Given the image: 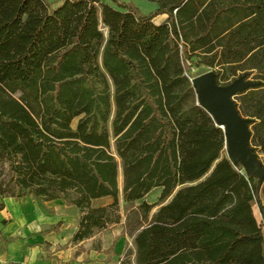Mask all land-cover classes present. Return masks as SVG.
<instances>
[{"label": "trees", "instance_id": "trees-1", "mask_svg": "<svg viewBox=\"0 0 264 264\" xmlns=\"http://www.w3.org/2000/svg\"><path fill=\"white\" fill-rule=\"evenodd\" d=\"M111 1L0 0V195L75 206L74 243L141 201L121 264H264V178L223 155L191 75L256 83L234 100L264 155V0Z\"/></svg>", "mask_w": 264, "mask_h": 264}, {"label": "crops", "instance_id": "crops-1", "mask_svg": "<svg viewBox=\"0 0 264 264\" xmlns=\"http://www.w3.org/2000/svg\"><path fill=\"white\" fill-rule=\"evenodd\" d=\"M110 202L108 197L95 201L97 206ZM0 203L4 204L0 212V264H121L127 244L135 251L134 236L124 231L125 226L112 231L115 242L111 256L105 253L109 241L97 236L102 231L92 238L72 242L80 213L78 208L61 200L47 202L49 210L31 197L16 200L0 195ZM119 224L124 225L125 221L122 219L108 229ZM97 237L102 239L100 245L84 250V243Z\"/></svg>", "mask_w": 264, "mask_h": 264}, {"label": "water", "instance_id": "water-1", "mask_svg": "<svg viewBox=\"0 0 264 264\" xmlns=\"http://www.w3.org/2000/svg\"><path fill=\"white\" fill-rule=\"evenodd\" d=\"M198 104L203 106L225 131L230 158L235 165L244 163L248 176H257L260 181L264 178V168L258 154L250 145L251 120L244 118L236 105L234 96L254 82L245 81L240 77L229 85H219L214 71H208L192 79ZM242 162V163H241Z\"/></svg>", "mask_w": 264, "mask_h": 264}, {"label": "rangeland", "instance_id": "rangeland-1", "mask_svg": "<svg viewBox=\"0 0 264 264\" xmlns=\"http://www.w3.org/2000/svg\"><path fill=\"white\" fill-rule=\"evenodd\" d=\"M49 1L53 3L56 0H49ZM105 1L108 4L115 6L111 0H105ZM122 1L134 3L144 13H150V12L154 11L157 7V5L155 3L149 2L147 0H122ZM55 6H57V5H55ZM165 18H166L165 15L157 16L154 19V22L157 24H160L161 22H163L165 20ZM208 71H214L215 72V70L207 68V67H199V68H192L191 75H192V78H195V77L200 76L204 73H207ZM73 125L74 126L76 125V121H74ZM223 155H227L230 157L227 146L224 149ZM258 158H259V161L261 162V164L262 163L264 164V155L258 154ZM242 166L243 167L245 166L244 163H242ZM119 182H120L119 183L120 189H122V176L121 175L119 178ZM159 195H160V190L155 189L149 195L146 196L145 201H147L149 203L156 202L157 199L159 198ZM140 204H141V201L135 202V203H125L123 200L122 194L120 195V213L122 215V219L125 221V224L124 225H120V224L116 225V226H114V227H112L106 231H102L100 235L97 234V236H100L101 238H105L109 241V243L105 249V253L107 256H109V254L111 256V254L113 252V246H114V242H115L114 240L115 239L112 240L114 238V234L112 233V231L117 232V231H119V229H122L123 226H125L124 231L126 230L128 232V235H131V230L133 229V227L136 225V222H137V218H138L137 213H139L138 209H139ZM157 209H158V207L154 208L151 215H153ZM254 213H255L257 220L259 222H261L262 216H261V213H260L257 205L254 207ZM124 231L122 230V233H124ZM100 237H97L93 241L85 242L84 244L86 247L84 248V250L88 249V251H90L91 248H95L98 245H100V243L102 242V239H100ZM124 252L125 253L123 255L124 256L123 260L126 258H129L133 262H135V251L130 249V247H128V244H127V247H126ZM120 259H121V255L115 259V262L118 263L120 261Z\"/></svg>", "mask_w": 264, "mask_h": 264}]
</instances>
